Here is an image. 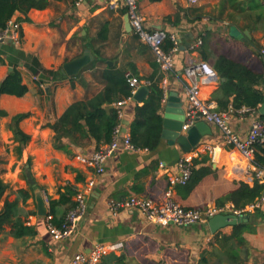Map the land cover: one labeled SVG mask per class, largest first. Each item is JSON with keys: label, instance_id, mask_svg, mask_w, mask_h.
<instances>
[{"label": "crops", "instance_id": "obj_1", "mask_svg": "<svg viewBox=\"0 0 264 264\" xmlns=\"http://www.w3.org/2000/svg\"><path fill=\"white\" fill-rule=\"evenodd\" d=\"M223 1L137 0L147 30L161 29L177 38L178 50L169 71L159 68L151 48L132 29L126 30L122 1L110 8L108 0H47L42 8L13 14L9 21H16L19 31L0 41V83L16 66L27 91L22 96L0 94V179L7 184L0 212L5 202L13 204L9 217L0 224V264H70L74 253L88 252L98 242L126 244L104 255L98 264H157L166 257L174 261L180 258L183 264H199L203 252L208 259L205 264H231L219 240L221 235L232 232V226L211 233L204 223H152L137 210L110 209L111 201L131 196L163 201L166 178L179 174L177 161L185 153L177 144L169 145L161 138L154 150L133 151L121 145L105 160L104 171L96 173L86 161L99 148L94 141L79 147L66 136L63 142L68 151L58 149L53 145L54 131L50 127L73 101L101 90L99 70L104 61L127 68L128 73L143 80L159 77L164 93L162 118L170 92L180 97L184 108L186 81L182 71L190 59H202L203 43L208 45L210 58L206 61L210 63L211 56L219 53L250 62L264 48V0ZM104 26L105 38L100 35ZM197 39L202 44L192 49ZM86 48L93 60L72 76L41 81L40 75L32 74L28 68L36 58L42 68L62 69L64 63L81 56ZM93 62L96 64L87 67ZM219 80L218 76L200 81L201 97L217 109L212 95ZM141 104L131 99L121 105V135L129 134L135 107ZM16 115L22 116L15 122ZM258 117L257 112L233 111L228 120L234 133L243 138ZM11 125L29 136L25 143L15 136ZM210 127L211 134L202 137L190 152L201 161L198 166L207 165L212 172L189 193L177 183L169 187L173 199L185 207L216 204L219 197L235 187L234 182L264 183V177L263 181L257 180L255 169L248 167L238 150L222 142L221 130L214 124ZM207 145L215 146L214 153ZM91 179L94 185L90 188ZM38 192L45 200L47 215L38 213ZM79 192L85 196L86 213L69 237L54 240L48 223L61 225ZM62 197L67 201H61ZM49 201H54L53 211ZM249 213L244 221L248 226L242 233L249 255L239 264H264V203ZM16 220L18 226H14Z\"/></svg>", "mask_w": 264, "mask_h": 264}, {"label": "trees", "instance_id": "obj_2", "mask_svg": "<svg viewBox=\"0 0 264 264\" xmlns=\"http://www.w3.org/2000/svg\"><path fill=\"white\" fill-rule=\"evenodd\" d=\"M232 1L224 0L223 2L232 3ZM46 3L47 0H0V30H3L7 26V22L16 11L26 13L31 8H42ZM105 31L106 28L104 26L100 32L103 38H105ZM172 45L173 42L168 37L163 42L165 50H169ZM200 54L203 60L210 58L207 43L202 44ZM211 57L213 58L211 59V63H209L220 78L219 84L212 95L213 99L218 103V109L226 111L229 107L237 109L241 106H247L259 114L258 108L264 98V56L256 52L255 64L251 63L252 60L250 62H243L223 53L212 55ZM95 64L96 62H93L87 67ZM28 68L32 74H39L41 81L44 79L55 80L67 76L61 69L42 68L36 58L31 60ZM99 71L102 84L101 90L91 97L73 101L59 118L50 124V127L54 131L53 145L56 148L68 151V145L63 142V138L66 136L73 138L74 143L79 147H83L91 140L94 141L96 148L111 141L115 128L121 122L119 108L112 104L130 96L131 88L127 81V68L109 65L104 61L103 68ZM222 78L224 80H221ZM149 81L150 84L147 86L148 93L145 99L141 105H136L135 107L134 118L129 127V135L131 143L136 148L154 150L161 141L163 120L161 110L164 93L158 83L159 77H151ZM26 91L27 86L22 82L21 71L18 67L14 66L0 83V94L7 93L22 96ZM1 113L3 111L0 110ZM21 116H14L13 121H18ZM258 118L264 123V115L259 114ZM11 129L22 143H25L29 138L16 125H11ZM255 147L254 161L258 166H264V137L263 141L257 142ZM200 163V160L193 158L190 178L185 184L177 183L176 186L184 187L186 193H189L203 176L212 172L211 168L207 165L198 166ZM166 182L167 187L165 192L171 186L168 178H166ZM234 184L235 187L232 190L216 200V205H222L226 201H229L235 208H243L264 193V183H259L258 181H255L252 185L244 181L234 182ZM6 187L7 184L0 179V200ZM65 200L67 201L66 198H61V201ZM49 203L50 210L53 211L54 201H49ZM74 204L75 202H72L69 209ZM12 208V203H4L3 209L0 212V224L9 217V212ZM256 210H259V208L253 211ZM247 214L250 215V213ZM59 223L56 226H59ZM19 224V221L16 220L14 226H18ZM247 226V222H240L232 226L230 234L221 235L219 242L224 249L222 253L228 255L231 264H239L249 255V245L242 235ZM15 234L17 233L15 232ZM123 246L126 247V244L124 243ZM207 262L206 252H203L200 256L199 264ZM157 264L183 263H181L180 258H175L174 261L170 257H166Z\"/></svg>", "mask_w": 264, "mask_h": 264}, {"label": "built area", "instance_id": "obj_3", "mask_svg": "<svg viewBox=\"0 0 264 264\" xmlns=\"http://www.w3.org/2000/svg\"><path fill=\"white\" fill-rule=\"evenodd\" d=\"M122 1L126 9V14L129 17L131 29L140 41L147 44L154 53L155 59L162 71H169L173 68L174 60L173 54L178 50V41L174 34L161 30H147L144 26L143 16L140 14L137 6V0H108V6L115 8ZM200 0H188L189 3H196ZM19 31V24L16 21H9L7 26L0 30V41H2L9 33L16 36ZM170 38L173 42L169 50L163 48V42L166 38ZM16 39V37H15ZM18 40V39H17ZM202 44L201 39H197L192 49L198 48ZM264 56V48L258 51ZM182 76L186 81L185 93L186 103L184 105L185 118L182 124V131H186L192 126L197 119L204 120L210 124H214L221 130L222 142L225 145H232L239 153L247 160L248 167L255 169V177L257 180H262L264 177V166H258L254 161L256 151V143L263 141L264 137V123L257 118L254 120L243 138L238 137L232 130L229 124V114L233 111L240 113H254L250 107L241 106L234 109L229 107L228 110L222 111L217 109L212 102H208L201 97L200 81L201 80H215L218 78L217 72L211 64L203 59L192 60L184 66ZM37 79L36 76L33 77ZM127 81L131 88V95L115 102V106L119 108L123 103L133 99V94L141 86H148L149 80L140 79L130 73H127ZM123 146L129 150H137L130 141V135H121L120 126L118 125L110 142L100 146L86 161L95 169L96 173L104 171L105 160L117 148ZM215 146L207 145V149L214 153ZM193 152H185L177 161L179 174L171 178V184L180 183L185 184L191 176L193 167ZM89 187H93L94 181H88ZM264 203V194L257 197L253 202L249 203L243 208H235L231 202L222 205L209 204L204 207H184L175 201L172 197L171 189L165 193V198L161 202H156L149 198L131 196L124 201H111L109 203L110 209L116 212L120 208L137 210L142 213L144 217L152 223L168 224L173 223L178 226H189L194 224L205 223L206 220L217 213H233L235 215H243L260 208ZM87 211V202L82 192L77 193L75 204L67 211L64 220L60 226H56L51 222L48 223L47 228L54 240H60L69 237L78 227V224ZM123 242L115 243H95L88 252L79 251L74 253L70 264H98L102 257L112 251L122 249ZM248 264V263H242Z\"/></svg>", "mask_w": 264, "mask_h": 264}, {"label": "water", "instance_id": "obj_4", "mask_svg": "<svg viewBox=\"0 0 264 264\" xmlns=\"http://www.w3.org/2000/svg\"><path fill=\"white\" fill-rule=\"evenodd\" d=\"M125 28L131 30L129 17L124 16ZM188 47V45H187ZM93 60V55L86 48L83 54L73 60L64 63L61 71L66 75L72 76L81 68ZM221 80H224L222 78ZM148 93L147 86L139 87L133 94V99L143 101ZM258 112L264 115V98L258 108ZM185 118L183 102L175 92H170L166 101L165 113L162 120L161 138L169 145L177 144L183 152H190L201 140L202 137L211 134L210 124L204 120L197 119L195 123L186 131H182V124ZM38 213L47 215V206L40 192L37 193ZM248 219L247 214L235 215L233 213H217L210 216L204 225L211 233H216L227 226H234Z\"/></svg>", "mask_w": 264, "mask_h": 264}, {"label": "rangeland", "instance_id": "obj_5", "mask_svg": "<svg viewBox=\"0 0 264 264\" xmlns=\"http://www.w3.org/2000/svg\"><path fill=\"white\" fill-rule=\"evenodd\" d=\"M252 62H253L254 64L256 63V59H255V57L252 58L251 63H252ZM253 63H252V64H253Z\"/></svg>", "mask_w": 264, "mask_h": 264}]
</instances>
